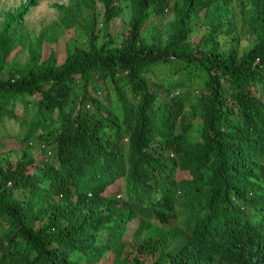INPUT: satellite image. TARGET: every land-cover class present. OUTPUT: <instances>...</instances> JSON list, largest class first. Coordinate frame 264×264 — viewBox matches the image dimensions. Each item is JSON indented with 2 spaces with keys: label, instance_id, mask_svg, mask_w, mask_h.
Wrapping results in <instances>:
<instances>
[{
  "label": "trees",
  "instance_id": "16d2710c",
  "mask_svg": "<svg viewBox=\"0 0 264 264\" xmlns=\"http://www.w3.org/2000/svg\"><path fill=\"white\" fill-rule=\"evenodd\" d=\"M78 1L44 31L77 23L60 63L39 39L10 55L26 6L0 23V137L19 145L0 163V264H264V0L245 48L233 0H128L118 38L122 0H84L100 43Z\"/></svg>",
  "mask_w": 264,
  "mask_h": 264
},
{
  "label": "rangeland",
  "instance_id": "374dc122",
  "mask_svg": "<svg viewBox=\"0 0 264 264\" xmlns=\"http://www.w3.org/2000/svg\"><path fill=\"white\" fill-rule=\"evenodd\" d=\"M84 0H79V11H77L76 21L84 17L87 13H91L93 17L92 29L94 34L97 35L96 43H100L103 39V32L100 31L101 28V10L97 2L93 5V10L86 7ZM72 4V0H33V2H27V0H0V23L4 17L12 15L26 6L19 14L21 18H17V22L22 26V34L19 36L20 42H15L16 46L11 51L10 55H13L15 60L19 63H23L27 60V46L24 43H30L37 39L40 40L39 52L40 58L45 59L50 55H53L56 63H60L65 56V42L68 39L74 38L75 29L77 23L71 25L64 24L59 29L53 30L48 36L44 31L48 29L49 24L54 21H59V11L58 6L67 7ZM121 11L119 15L111 23L108 32L113 36L117 37L126 25L130 16L129 2L128 0H122L120 2ZM231 7L233 8V17L231 20L235 24V30L233 33L238 37V45L240 48H245L252 44L253 35L251 34L252 27H248L247 21L250 19L248 16L251 14L249 10V5L247 0H233ZM89 8V9H88ZM172 19V16L167 15L160 22L159 26L161 29L168 28V22ZM251 22V21H250ZM252 24V22H251ZM205 26L197 23L194 25L192 31V40L196 41L199 36L205 31ZM42 33V37H40ZM231 34L220 35L219 39L224 43L228 44ZM28 40L29 42H27ZM38 40V41H39ZM23 41V42H22ZM23 44V45H22ZM15 127L11 124L5 123L0 126V135L8 134L11 135L12 130ZM19 145L14 141L12 136L10 138L0 137V163L7 159L9 161H14L18 156ZM29 151L36 158H40L41 154L39 151L33 147H29ZM183 173H179V176H183ZM109 189L112 191L115 189V185L111 186ZM116 193H121L116 192ZM100 264H116L110 261H104Z\"/></svg>",
  "mask_w": 264,
  "mask_h": 264
}]
</instances>
